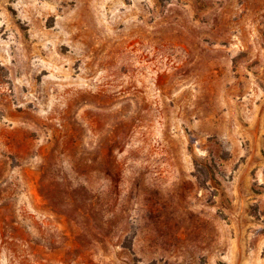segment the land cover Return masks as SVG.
Instances as JSON below:
<instances>
[{
    "label": "rangeland",
    "instance_id": "obj_1",
    "mask_svg": "<svg viewBox=\"0 0 264 264\" xmlns=\"http://www.w3.org/2000/svg\"><path fill=\"white\" fill-rule=\"evenodd\" d=\"M0 264H264V0H0Z\"/></svg>",
    "mask_w": 264,
    "mask_h": 264
},
{
    "label": "trees",
    "instance_id": "obj_2",
    "mask_svg": "<svg viewBox=\"0 0 264 264\" xmlns=\"http://www.w3.org/2000/svg\"><path fill=\"white\" fill-rule=\"evenodd\" d=\"M196 166H197V169L200 170V169H199L200 166H199V164H198L197 162H196Z\"/></svg>",
    "mask_w": 264,
    "mask_h": 264
}]
</instances>
